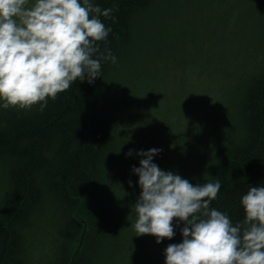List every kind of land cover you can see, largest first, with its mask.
I'll list each match as a JSON object with an SVG mask.
<instances>
[{
	"label": "trees",
	"instance_id": "1",
	"mask_svg": "<svg viewBox=\"0 0 264 264\" xmlns=\"http://www.w3.org/2000/svg\"><path fill=\"white\" fill-rule=\"evenodd\" d=\"M182 2L163 10L168 1L95 0L113 9L115 21L100 17L111 32L99 47L116 62L102 60L92 83L73 82L43 110L0 107V264H165L166 248L182 242L179 221L173 239L159 244L131 226L141 194L133 169L142 159L133 138L151 134L128 137L124 112L147 122L131 100L149 75L133 69L153 57L154 45L156 80L184 65L207 89L185 109L200 112L187 141L167 147L153 134L160 150L153 163L193 186L219 180L210 208L233 225L244 220L242 196L264 186V0ZM199 19L203 29L188 43V27Z\"/></svg>",
	"mask_w": 264,
	"mask_h": 264
},
{
	"label": "clouds",
	"instance_id": "2",
	"mask_svg": "<svg viewBox=\"0 0 264 264\" xmlns=\"http://www.w3.org/2000/svg\"><path fill=\"white\" fill-rule=\"evenodd\" d=\"M112 12L95 0H0V107L40 104L43 110L73 82L92 83L102 60L116 62L99 47L111 32L100 17L115 21ZM159 151L137 153L142 159L133 172L141 194L131 225L136 236H153L157 244L171 240L175 220L184 224L183 239L166 248L165 264H264V186L248 188L240 200L244 220L233 225L210 208L219 180L193 186L153 163Z\"/></svg>",
	"mask_w": 264,
	"mask_h": 264
},
{
	"label": "rangeland",
	"instance_id": "3",
	"mask_svg": "<svg viewBox=\"0 0 264 264\" xmlns=\"http://www.w3.org/2000/svg\"><path fill=\"white\" fill-rule=\"evenodd\" d=\"M170 3L166 6L164 3H160L159 7L165 9L169 8H180L185 5L182 0H165ZM31 2V0H30ZM186 2V6H187ZM191 5V3H190ZM190 33L187 36L188 43L192 39V36L196 32H201L203 29V22L201 19L195 21V24H192L188 27ZM154 31L155 27H150L145 34V42L147 47L151 48L154 41ZM191 36V37H190ZM218 36L216 35L212 40L214 44L219 43V39H215ZM206 42V41H205ZM187 43V41H186ZM186 45V44H185ZM187 50L189 46H184ZM192 50L194 48L191 47ZM153 57L150 60H145L143 63H139L133 70L137 69L135 75L137 76L141 73L142 77L149 75L148 78L141 82V87L136 92V95L133 96L131 101L138 102L142 107L143 116H147V122L143 119V122L137 118L136 114L125 110L124 112V130L128 137L136 135L139 130L143 133L148 131L151 134V137L145 135L143 138L135 136L134 141H137V144H141V151L147 152L150 149H155V137L153 134L159 135L160 139L163 140L164 144L167 147L176 146L177 141L185 142L187 141L188 131L191 127L194 126V121L198 119L199 110H194V112L186 111L188 104L193 103L197 104L198 101L203 100L205 96V79L201 77L197 72L188 70V67L178 66L183 68L181 73H176L173 71H163V79H155V45L151 48ZM175 67V66H171ZM180 69V68H176ZM204 71V70H203ZM142 77H138L141 78ZM204 94V96H203ZM185 104V105H184ZM182 105V107H181ZM184 105V106H183ZM195 109V107L193 106ZM138 115V113H137ZM139 116V115H138ZM194 120V121H193ZM148 123V124H147ZM149 125V126H147ZM149 129L147 130V128ZM177 133L175 141H173V135ZM152 143V145H151ZM158 146V145H156ZM140 151V152H141ZM167 154H175L174 152L168 151ZM176 156V155H173ZM167 157V155L165 156ZM155 159V156L153 157ZM165 172H171L170 166H165V169H162Z\"/></svg>",
	"mask_w": 264,
	"mask_h": 264
}]
</instances>
